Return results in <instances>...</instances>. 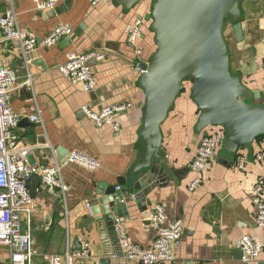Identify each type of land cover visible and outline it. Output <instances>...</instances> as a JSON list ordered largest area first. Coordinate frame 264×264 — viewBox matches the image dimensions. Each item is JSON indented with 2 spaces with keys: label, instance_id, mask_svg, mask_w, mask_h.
Here are the masks:
<instances>
[{
  "label": "crops",
  "instance_id": "crops-1",
  "mask_svg": "<svg viewBox=\"0 0 264 264\" xmlns=\"http://www.w3.org/2000/svg\"><path fill=\"white\" fill-rule=\"evenodd\" d=\"M153 4L154 0H138L126 6L108 0L91 6L87 0H58L53 9L38 11L34 0H0V14L13 8L18 25L38 38L60 23L72 28L69 36L52 46L38 44L27 58L15 41L1 39L0 30V64L17 76L9 105L21 117L15 132L19 144L29 147L26 163L40 169L58 161L62 180L68 185L64 193L58 188L49 192L40 182L32 196V264H49L46 256H62L83 240L90 242L91 256L77 264H105L106 257L107 264H139L117 256L115 237L109 234L106 242L104 222L96 220L99 215H92L86 207L100 183L106 194L117 193L114 187L120 186L118 201L126 196L123 206L112 214L123 222L129 241L137 246L147 247L155 239L148 220L155 205L164 208L168 219L182 221L183 233L174 246L175 261L158 264H244L239 249L244 235L255 237L263 247L259 258L248 264H264V228L256 225L251 197L253 182L257 178L264 182V157L257 160L255 156L264 151L263 135L250 147L229 148L222 125H200L199 108L189 96L192 82L186 78L158 125L160 147L156 154L149 153V137L143 128L146 97L142 74L135 69L136 57L124 28L134 19H142L145 39L139 43L145 46L143 59L149 63L155 47ZM237 8V19L228 15L222 31L228 68L247 90L264 93V0H238ZM236 21L242 26L241 42L232 31ZM70 51L102 54V59L89 62L96 79L93 91H83L57 70ZM246 101L264 105V95ZM116 103L131 104L127 112L117 115L118 131L96 127L82 111L84 106L97 112ZM37 110L42 121L31 122L28 117ZM204 133H218L222 140L202 174L203 181L190 190L196 176L190 164ZM71 151L98 159L101 167L88 170L67 162ZM240 156L245 159L242 170L236 166ZM142 179L155 184L146 193L139 190L137 196L134 184ZM7 263L8 252L0 246V264Z\"/></svg>",
  "mask_w": 264,
  "mask_h": 264
},
{
  "label": "built area",
  "instance_id": "built-area-1",
  "mask_svg": "<svg viewBox=\"0 0 264 264\" xmlns=\"http://www.w3.org/2000/svg\"><path fill=\"white\" fill-rule=\"evenodd\" d=\"M89 5L96 6L108 0H87ZM58 0H34L38 11L53 9ZM18 14L13 8H8L0 14V30L2 40L15 41L21 54L27 58V54L35 49L38 44L52 46L61 38L72 33L68 24H57L47 34L38 38L33 32L23 29L17 22ZM125 39L136 57L135 69L141 74L145 69L142 63L148 64L143 59V50L140 40L143 37L142 19L136 18L124 28ZM102 54L96 52L78 53L70 51L66 54L65 61L57 67L59 73L75 85L79 84L83 91L91 92L96 88V79L90 60L102 59ZM28 59L26 60V62ZM264 62V61H263ZM17 76L14 70L3 67L0 64V246L8 252L7 264H32V217L34 201L29 193L28 181L31 176L39 175L44 189L53 192L58 188L61 192L68 190L61 177L62 165L56 161L53 165L36 169L26 163L29 147L19 144L15 129L20 121V115L12 110L9 105L10 91L16 82ZM130 103H116L105 105L97 112L88 107H82L84 115L96 127H110L118 131L120 124L117 115L127 112ZM31 122L40 123L39 110L29 115ZM222 136L218 133H204L198 143L196 154L190 164L196 176L189 184V189H195L202 181V174L206 170L210 157ZM256 159L264 157V151L256 153ZM67 162L76 164L88 170H98L101 163L98 159L79 151H71ZM237 168H245V159L240 156L236 163ZM114 190L120 192V186ZM252 203L255 206V221L258 227L264 228V182L257 178L251 187ZM126 196L119 199L125 203ZM89 210L90 206L86 204ZM148 220L155 233V239L147 247H140L130 242L123 222L115 218L114 231L118 244V254L129 261L141 264L173 263L175 261L174 246L183 233L182 221L179 218L168 219L164 208L155 205ZM242 252V262L248 264L259 258L263 251L262 245L250 235H244L239 242ZM91 256V245L87 240L80 242L75 250L67 249L60 255H48L45 259L49 264H77ZM182 264V263H176Z\"/></svg>",
  "mask_w": 264,
  "mask_h": 264
},
{
  "label": "water",
  "instance_id": "water-1",
  "mask_svg": "<svg viewBox=\"0 0 264 264\" xmlns=\"http://www.w3.org/2000/svg\"><path fill=\"white\" fill-rule=\"evenodd\" d=\"M118 1L129 6L138 0ZM237 1L154 0L151 30L156 50L148 64H141L145 69L141 76V88L146 97L143 128L149 137L150 154H156L160 147L158 125L186 78L192 82L189 96L199 108L200 125H222L224 143L229 148L250 147L256 137L264 136V105L246 101L263 98L264 93L247 90L228 68L222 31L228 15L237 19ZM232 31L234 39L241 42L242 26L239 21L232 24ZM144 179L134 184L137 196L146 193L155 184ZM39 183V175L30 177L28 187L31 196H34ZM120 193L106 194L104 184L100 183L88 202L92 215H99L96 220L105 224L107 243L109 234L115 237L112 211H118L123 206L118 201ZM102 262L107 264V257Z\"/></svg>",
  "mask_w": 264,
  "mask_h": 264
},
{
  "label": "trees",
  "instance_id": "trees-1",
  "mask_svg": "<svg viewBox=\"0 0 264 264\" xmlns=\"http://www.w3.org/2000/svg\"><path fill=\"white\" fill-rule=\"evenodd\" d=\"M151 10H152V9H151ZM152 34H153V33H152ZM153 37H154V34H153ZM142 39H143V38H142ZM144 39H145V38H144ZM144 39H143V40H144ZM154 44H155V42H154ZM140 47H141L142 50H143V55H142V56L144 57L145 53H147L146 50H145V46H143V45L141 44ZM155 50H156V45H155L153 51L150 52V57H149L150 59L152 58L153 54L155 53ZM261 137H262V135H259L257 138H261Z\"/></svg>",
  "mask_w": 264,
  "mask_h": 264
},
{
  "label": "rangeland",
  "instance_id": "rangeland-1",
  "mask_svg": "<svg viewBox=\"0 0 264 264\" xmlns=\"http://www.w3.org/2000/svg\"><path fill=\"white\" fill-rule=\"evenodd\" d=\"M226 22H227V21H226ZM226 22H225V23H226Z\"/></svg>",
  "mask_w": 264,
  "mask_h": 264
}]
</instances>
